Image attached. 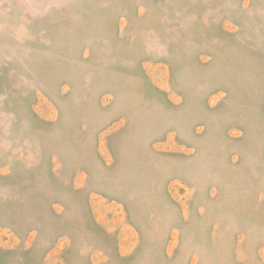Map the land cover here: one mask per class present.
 <instances>
[{"label": "rangeland", "instance_id": "1", "mask_svg": "<svg viewBox=\"0 0 264 264\" xmlns=\"http://www.w3.org/2000/svg\"><path fill=\"white\" fill-rule=\"evenodd\" d=\"M0 264H264V0H0Z\"/></svg>", "mask_w": 264, "mask_h": 264}]
</instances>
